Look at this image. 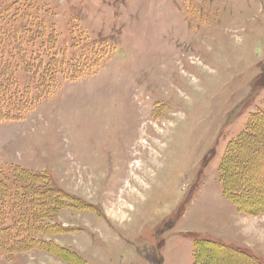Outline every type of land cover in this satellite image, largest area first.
Returning a JSON list of instances; mask_svg holds the SVG:
<instances>
[{"label":"rangeland","instance_id":"374dc122","mask_svg":"<svg viewBox=\"0 0 264 264\" xmlns=\"http://www.w3.org/2000/svg\"><path fill=\"white\" fill-rule=\"evenodd\" d=\"M34 2L60 49L115 50L0 121L3 173L62 190L0 264H264V0Z\"/></svg>","mask_w":264,"mask_h":264},{"label":"trees","instance_id":"16d2710c","mask_svg":"<svg viewBox=\"0 0 264 264\" xmlns=\"http://www.w3.org/2000/svg\"><path fill=\"white\" fill-rule=\"evenodd\" d=\"M35 4L34 0L0 3V121L24 119L34 107L31 92L47 94L53 85L56 87L60 71L67 80L95 73L110 50L107 43L95 42L86 54H79L82 57L60 49L59 35L35 15L40 11L39 7L34 11ZM74 39L71 34V42ZM254 117L264 123V112ZM11 173H3L0 167V256L6 257L35 242L51 211L58 206L62 192L53 185L46 189L40 183L38 186L37 181L43 176L39 173L17 169ZM234 176L229 170L230 187L237 182Z\"/></svg>","mask_w":264,"mask_h":264}]
</instances>
